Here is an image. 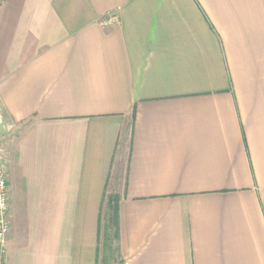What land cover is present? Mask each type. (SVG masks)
Instances as JSON below:
<instances>
[{"label": "crops", "instance_id": "0c3cea01", "mask_svg": "<svg viewBox=\"0 0 264 264\" xmlns=\"http://www.w3.org/2000/svg\"><path fill=\"white\" fill-rule=\"evenodd\" d=\"M0 112L7 264H99L109 196L120 264H264V0H0Z\"/></svg>", "mask_w": 264, "mask_h": 264}, {"label": "rangeland", "instance_id": "374dc122", "mask_svg": "<svg viewBox=\"0 0 264 264\" xmlns=\"http://www.w3.org/2000/svg\"><path fill=\"white\" fill-rule=\"evenodd\" d=\"M1 125L0 124V130H1ZM3 129V128H2ZM2 132V131H1ZM0 132V153L4 155L5 158V147H6V139L8 140V137H4L6 139H2V134ZM3 141H5L6 143H4ZM112 211L111 209L108 207L107 203H105L104 207H103V211L101 214V225H100V229H101V242H100V249H101V255H100V263L99 264H120V262L118 261V257L117 255H115V245L114 242L109 245V247L105 246L104 244V238L105 236L108 234L110 237L113 236L114 234V225H113V221H112Z\"/></svg>", "mask_w": 264, "mask_h": 264}, {"label": "built area", "instance_id": "2783aa9c", "mask_svg": "<svg viewBox=\"0 0 264 264\" xmlns=\"http://www.w3.org/2000/svg\"><path fill=\"white\" fill-rule=\"evenodd\" d=\"M2 115L0 112V124ZM5 158L0 153V264H7L6 238L10 230L9 208L7 201V181L4 171Z\"/></svg>", "mask_w": 264, "mask_h": 264}, {"label": "trees", "instance_id": "16d2710c", "mask_svg": "<svg viewBox=\"0 0 264 264\" xmlns=\"http://www.w3.org/2000/svg\"><path fill=\"white\" fill-rule=\"evenodd\" d=\"M107 205L112 211V221L114 225V234L110 237L108 234L104 238L105 246L109 247L113 242H115L117 238V231H118V218H117V197L116 196H109L107 198ZM121 263V262H120Z\"/></svg>", "mask_w": 264, "mask_h": 264}]
</instances>
